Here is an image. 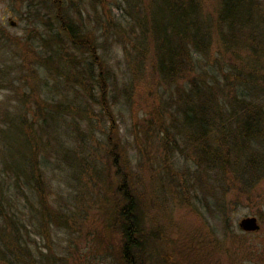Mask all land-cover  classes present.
<instances>
[{"label":"rangeland","instance_id":"374dc122","mask_svg":"<svg viewBox=\"0 0 264 264\" xmlns=\"http://www.w3.org/2000/svg\"><path fill=\"white\" fill-rule=\"evenodd\" d=\"M70 1L0 0V69L7 72L0 76V104L10 111L15 106L34 110V98L44 109V104L59 103L61 112L44 130L39 129L38 114V134L31 146L13 145L16 158L31 157L32 173L23 169L27 178L17 176L15 189L16 176L6 179L15 205H4V211L18 227L10 230L9 220L0 216V264H118L121 236L113 221L125 203L117 191L121 179L133 201L143 264H264V173L242 193L235 186L205 188L194 180L190 160L177 151L162 156L154 145V132L145 139L134 126L158 97L150 67L131 77L122 51L130 46L108 29L116 22L129 26L128 5L109 0L102 12L90 7V0ZM205 4L211 10L213 0ZM74 8L80 9L78 15ZM68 15L82 29L93 31L96 52L110 70L105 101L112 121L83 96L79 83L68 80L63 62L43 61L51 51L46 39L68 22ZM58 36L61 50H68L66 36ZM52 47L56 51V45ZM32 70H37V77H29ZM126 78L135 85L124 96ZM138 146L143 147L141 153ZM11 154L4 153L6 160L15 158ZM244 216H254L259 229L240 231L237 221ZM10 237L16 246L12 251L4 241Z\"/></svg>","mask_w":264,"mask_h":264},{"label":"trees","instance_id":"16d2710c","mask_svg":"<svg viewBox=\"0 0 264 264\" xmlns=\"http://www.w3.org/2000/svg\"><path fill=\"white\" fill-rule=\"evenodd\" d=\"M107 1L90 0L88 4L104 12ZM124 1L130 10L129 26L116 22L108 29L122 37L123 45L130 46L131 50L122 47V51L128 59L131 77L141 76L143 67H150L152 88L158 96L147 116L134 126L140 127L145 139L154 132V145L162 156H172L177 151L190 160L199 185L219 190L235 186L240 193L245 192L264 173V0H213L211 10L206 0ZM57 8L60 13L58 4ZM73 12L78 15L80 9L74 8ZM82 27L68 15V22L46 39L51 51L43 61L63 62L68 80L79 83L83 96L99 105L103 116L112 121L105 101L110 70L96 52L93 31ZM58 34L66 36L68 50H61ZM54 44L56 51L52 50ZM30 72L29 77H37V70ZM3 75L7 72L0 69V76ZM134 85L129 78L123 80L124 96ZM110 86L116 88L115 83ZM32 97L31 91L28 98ZM30 100L34 110L28 106L23 111L15 106L10 111L0 104V216L9 220L14 232L18 226L4 211V205H15L7 193L6 179L8 175L16 176L15 189L19 175L27 178L23 169L26 174L32 173V164L31 157L16 158L13 145L31 146L38 134V114L39 129L44 130L61 113L59 103L44 104V109L38 106L37 99ZM71 107L78 110L74 102ZM29 111L30 121L26 117ZM32 125L37 130L31 134ZM142 148L138 146L140 153ZM7 150L15 158L11 154L13 159L6 160ZM118 173L116 166L114 175ZM117 191L120 200L125 201L113 221L121 236L118 264H143L142 237L132 198L122 179ZM4 241L12 245L10 251L14 250V238H9L10 243Z\"/></svg>","mask_w":264,"mask_h":264},{"label":"water","instance_id":"95a60500","mask_svg":"<svg viewBox=\"0 0 264 264\" xmlns=\"http://www.w3.org/2000/svg\"><path fill=\"white\" fill-rule=\"evenodd\" d=\"M9 26H13L14 22L11 19L7 20ZM237 227L242 232H254L259 229V225L254 216H244L237 221Z\"/></svg>","mask_w":264,"mask_h":264},{"label":"flooded vegetation","instance_id":"af4514ba","mask_svg":"<svg viewBox=\"0 0 264 264\" xmlns=\"http://www.w3.org/2000/svg\"><path fill=\"white\" fill-rule=\"evenodd\" d=\"M245 234H248V233H250V232H244Z\"/></svg>","mask_w":264,"mask_h":264}]
</instances>
